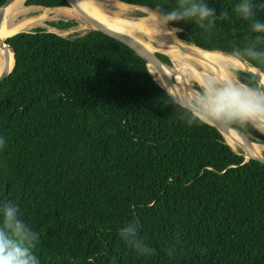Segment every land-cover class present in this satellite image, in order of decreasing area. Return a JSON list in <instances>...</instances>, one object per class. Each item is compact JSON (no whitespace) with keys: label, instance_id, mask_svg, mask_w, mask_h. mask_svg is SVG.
Wrapping results in <instances>:
<instances>
[{"label":"trees","instance_id":"obj_1","mask_svg":"<svg viewBox=\"0 0 264 264\" xmlns=\"http://www.w3.org/2000/svg\"><path fill=\"white\" fill-rule=\"evenodd\" d=\"M118 1L157 12L178 3ZM203 2L218 17L210 28L170 26L204 49L235 53L258 35L251 24L264 22V0H251L247 21L235 12L241 0ZM5 41L15 62L0 84V203L40 234V264H264V162L235 152L214 125H188L152 76L165 86L163 67L94 30L65 37L37 27ZM232 126L264 144V131ZM133 219L152 255L121 239Z\"/></svg>","mask_w":264,"mask_h":264},{"label":"clouds","instance_id":"obj_2","mask_svg":"<svg viewBox=\"0 0 264 264\" xmlns=\"http://www.w3.org/2000/svg\"><path fill=\"white\" fill-rule=\"evenodd\" d=\"M264 7V5H261ZM235 12L244 20H251L255 13L251 0H241ZM216 12L203 0H178L170 11H158V24L166 28L179 22L193 21L200 28H210L217 19ZM227 19V13L221 17ZM175 32L181 28L173 27ZM251 31L256 33L252 41L237 50L232 59L239 63L258 61L264 64V22L255 20ZM188 125H243L264 131V82L249 84L233 77L220 78L208 75L195 89L172 98ZM139 222H127L119 230L121 239L138 254L152 255L154 249L139 237ZM40 234L26 223L19 210L5 201L0 203V264H40L35 249Z\"/></svg>","mask_w":264,"mask_h":264},{"label":"bare ground","instance_id":"obj_3","mask_svg":"<svg viewBox=\"0 0 264 264\" xmlns=\"http://www.w3.org/2000/svg\"><path fill=\"white\" fill-rule=\"evenodd\" d=\"M24 1L25 0H16L14 3H12L5 10L0 21V74L6 69L9 72L13 65V53L12 50L5 45V39L8 35L15 34L17 31L25 29V27H27L32 21L26 20L24 22L17 23L14 20V17L17 14L23 12ZM110 1L112 6L110 9H108L106 8L107 6L104 5L105 3L101 0H76L77 6L79 7L74 8L72 12L70 11L68 13L77 18V20H79L84 25V27L86 26L87 28H91V26L87 24L84 17L82 16V13L111 29L123 32L124 34H127L138 40L147 38L149 41L156 42L155 44L160 46H162L161 44H163V42H167L169 45H173L175 48L180 50V54L178 55L182 56L183 59L196 62L202 68V71L193 76L189 73V70H185L182 67L175 66V68H171L160 63L154 53H150V51L139 50V53L145 59L147 65L148 61H152L165 69L166 85L162 86L173 97L177 95L173 93L172 85L181 94H183L189 92V87L187 84L190 79L195 78L201 81L208 75H212V73L214 75H218L222 79L227 77L234 78L232 70L237 69L238 66L240 69L244 68L243 63H239L231 57L225 56L223 54L205 52L196 48H191L189 50H185L184 47L179 48V39L177 38L175 31H171L172 28L169 26L166 28L161 27L157 22V13L154 12V10L143 8L146 13L145 16L134 18L128 16L126 17L124 16V13L130 11L128 9L134 6L126 5L118 0ZM85 7H87V12L85 11ZM153 38L157 40H152ZM162 39L164 40L161 41ZM245 68L256 75L260 82H263L264 73L254 67ZM206 72L208 73L206 74ZM173 78L176 80V85L172 83ZM221 128L224 136L233 143L241 145L247 154L252 156L251 153L253 152L252 149L254 147L256 149V155L253 156L264 158L256 143H251L245 136L236 131V129L231 126H223Z\"/></svg>","mask_w":264,"mask_h":264},{"label":"rangeland","instance_id":"obj_4","mask_svg":"<svg viewBox=\"0 0 264 264\" xmlns=\"http://www.w3.org/2000/svg\"><path fill=\"white\" fill-rule=\"evenodd\" d=\"M26 1V0H25ZM25 1H24V4H23V12L22 13H19L17 14L15 17H14V20L17 22V23H21V22H24L26 20H32L27 27H25V29L21 30V31H27V30H30V29H33V28H37V27H41V28H44L50 32H54V33H57L61 36H75L76 34H83L87 31L90 30V28H87L86 26L84 27V25L79 21L77 20V18L73 17L71 14H69L68 12H72V10L76 7H72L70 5L68 6H58V7H51V8H46V7H41V6H33V5H30V6H27L25 4ZM102 2H104L105 6H107L106 8L110 9L111 6H112V3L110 0H101ZM125 4V3H124ZM126 5H129V4H126ZM129 6H134V5H129ZM79 7V6H78ZM35 8V9H34ZM43 8V9H42ZM87 7H85V11L87 12ZM140 8V9H139ZM143 8H148V9H151V10H154L152 8H149V7H144V6H134V7H131L130 11H127L126 13H124V16H128V17H142V16H145L146 13H145V10ZM132 10V11H131ZM45 11V12H44ZM154 12L158 13L156 10H154ZM38 14V15H37ZM48 17V18H47ZM58 20H63V21H68V20H71V21H75V25L67 28V29H57L53 26H51L49 24V22L51 21H58ZM174 30V29H173ZM17 32H20V31H17ZM176 33V32H175ZM13 35V34H12ZM11 35H8L7 37H9ZM143 40V39H142ZM152 40H157L155 38H153ZM152 51H150L151 53ZM158 58V57H157ZM159 60V58H158ZM185 60V59H184ZM160 61V60H159ZM189 61V60H187ZM191 62L192 64H194V66H196L200 71H202V68L194 61H189ZM160 63H162L160 61ZM164 64V63H162ZM164 65H167V64H164ZM170 66V65H169ZM238 66V65H237ZM179 67V66H178ZM248 68H251L250 66H248ZM185 69V68H184ZM240 67L238 66L237 69L235 70H232V74L234 76V78L238 79L237 76H236V73L235 71L239 70ZM186 70V69H185ZM189 73L193 76H195L197 73H194L192 71L189 70ZM152 74V73H151ZM153 75V74H152ZM154 76V75H153ZM155 78V76H154ZM155 80L160 83L156 78ZM200 82L198 79H190L188 81V84L187 86L189 87V91H192L195 89V85ZM172 83L176 85V80H174V78L172 79ZM161 84V83H160ZM162 85V84H161ZM178 87V86H177ZM179 88V87H178ZM170 96V95H169ZM171 98V97H170ZM172 99V98H171ZM218 128L220 129L221 131V125H217ZM222 132V131H221ZM223 134V133H222ZM224 136V134H223ZM245 137L251 142V143H256V145L258 146V148L261 150L262 152V155L264 156V144L263 143H260V142H254V141H251L246 135ZM226 142L228 143V145L237 153L239 154H242L244 156V158L246 160L249 159V154L246 153V151L243 149V147L239 144H235L233 143L231 140H229L228 138H226L224 136ZM252 155H256V149L253 147L252 149Z\"/></svg>","mask_w":264,"mask_h":264},{"label":"water","instance_id":"obj_5","mask_svg":"<svg viewBox=\"0 0 264 264\" xmlns=\"http://www.w3.org/2000/svg\"><path fill=\"white\" fill-rule=\"evenodd\" d=\"M15 1L16 0H6L3 4L0 5V21L2 19V16H3L5 10L12 3H14ZM66 1H67L68 5H70L72 7H78L76 0H66ZM82 16L84 17V19L87 22V24L91 26L90 30H94V31L100 32V33H102L104 35H107V36L115 39L116 41H119V42L127 45L128 47L132 48L138 54H140L139 53V50L152 51L156 57H157V54H161V55L167 56L169 58V60L171 61V67H173V68H175V66H179V67L185 68L186 70H190V71H192L194 73L201 72L196 66H194V64H192L191 62H189L187 60H184L182 58V56L178 55V54H180V50L179 49L175 48V46H173V45H169L167 42H163V44H161L162 46H160V45H156L155 44L156 42L149 41L147 38H144L143 40H138V39L133 38V37L127 35V34H124L123 32H120V31H116L114 29H111V28L105 26L104 24H102V23H100V22H98V21H96V20L88 17L87 15H85L83 13H82ZM132 18H134V17H132ZM168 26L170 28H173L170 25H168ZM177 38L179 39V44H180L179 48L180 47H182V48L184 47L185 50H189L191 48H196V49H199V50L205 51V52L223 54V55H226V56L231 57V58H232V56L234 54V53H229V52L221 51V50H218V49H213V50L204 49V48H201V47L196 46L193 43L185 42V41L181 40L178 36H177ZM163 40L164 39H162L161 41H163ZM157 43H159V42H157ZM5 45L12 50V53H13V65H12V68H11V70L9 72H8L7 69L4 70V71H2V73L0 74V84L11 73V71L13 69V66H14V62H15L13 48L10 47L6 43V41H5ZM243 64H244V68H241L239 70H242V71L248 73L257 83H260V80L258 79V77L256 75H254L253 73H251L250 71H248L247 68H245V67H248L249 64L248 63H243ZM207 73L208 72H206V74ZM212 75H214V74L212 73ZM153 78H154V76H153ZM158 84L160 86H162L160 83H158ZM214 126L220 131V129L218 128L217 125H214ZM221 126H223V125H221ZM231 127H233V126H231ZM233 128L236 129V131H238L241 135L245 136V134L243 132H241L239 129H237L235 127H233ZM249 159H255V160L264 162V158H261V157H258V156H253V155L252 156L250 155L249 156Z\"/></svg>","mask_w":264,"mask_h":264},{"label":"flooded vegetation","instance_id":"obj_6","mask_svg":"<svg viewBox=\"0 0 264 264\" xmlns=\"http://www.w3.org/2000/svg\"><path fill=\"white\" fill-rule=\"evenodd\" d=\"M158 57V56H157ZM159 58V57H158ZM159 60L162 62V63H164V64H168L167 66H169L170 65V67H171V61L169 60V62H165V61H163L161 58H159Z\"/></svg>","mask_w":264,"mask_h":264}]
</instances>
